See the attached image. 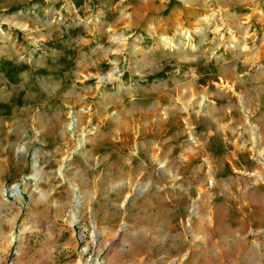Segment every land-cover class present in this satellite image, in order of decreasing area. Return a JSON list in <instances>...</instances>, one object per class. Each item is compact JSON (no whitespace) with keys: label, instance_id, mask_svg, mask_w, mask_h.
Segmentation results:
<instances>
[{"label":"rangeland","instance_id":"obj_1","mask_svg":"<svg viewBox=\"0 0 264 264\" xmlns=\"http://www.w3.org/2000/svg\"><path fill=\"white\" fill-rule=\"evenodd\" d=\"M0 264H264V0H0Z\"/></svg>","mask_w":264,"mask_h":264},{"label":"bare ground","instance_id":"obj_2","mask_svg":"<svg viewBox=\"0 0 264 264\" xmlns=\"http://www.w3.org/2000/svg\"><path fill=\"white\" fill-rule=\"evenodd\" d=\"M240 181H242V180H240ZM236 183H238L237 181H236ZM239 184V183H238ZM232 188V187H231ZM231 191H232V194L233 195H235V193H237L236 191H235V189H231ZM240 191V190H239ZM238 203H236V199H234L233 201H232V205H230V206H236ZM233 211V210H232ZM217 213V212H216ZM217 217V216H216ZM222 218V217H221ZM220 218V219H221ZM14 242H16V238L13 236L12 238H11V242H10V244L12 245Z\"/></svg>","mask_w":264,"mask_h":264}]
</instances>
